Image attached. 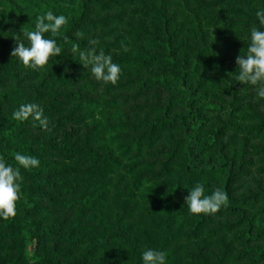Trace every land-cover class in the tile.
Here are the masks:
<instances>
[{
    "label": "rangeland",
    "instance_id": "rangeland-1",
    "mask_svg": "<svg viewBox=\"0 0 264 264\" xmlns=\"http://www.w3.org/2000/svg\"><path fill=\"white\" fill-rule=\"evenodd\" d=\"M147 7L154 9L153 12L146 13ZM157 8L168 18V27L164 18L155 16ZM256 8L254 0H128L110 8L93 2L89 4L90 12L71 32L74 39L65 40L64 44L57 42L62 54L50 58L46 70H34L35 73L30 74L24 67L20 69L19 76L24 77L22 85L39 83L43 74L49 84L42 88L38 98L33 91L24 89L19 97L23 103L15 99L10 107L28 103L44 105L54 97L56 109L46 117L49 121L60 117L62 123L48 131L32 128L25 136L45 144L60 145L64 140L80 147L79 151L54 147L48 149L44 157L56 168L62 163L74 168L67 176L62 174L55 178H61L64 183L52 187L57 205H48L50 217L63 232H68L77 220L72 237L81 235L82 238L60 243L66 260L89 248L94 258L113 253L114 257L107 264H143L142 253L154 249L167 254L166 264H264V258H254L255 251L243 256L240 253L254 244L264 247V233L248 241L240 235L248 230V221L252 224V234L262 227L264 197L242 206L239 212L222 211L217 216L210 215L199 229H195L194 220L198 215L191 214L187 203L184 204L189 192H174L173 185L177 182L181 186L220 187L225 182L227 170L189 173L181 170L178 166L185 159L184 151L179 149L181 146L172 157L164 154L177 146L176 140L182 141L177 125L152 131L147 126L131 129L122 126L141 119L151 121L163 117L162 107L169 100L170 116L184 114L177 82L155 84L147 79L153 71L120 62L129 55L143 56L144 51L168 53L166 46L151 41L157 36L169 35L170 52L178 59L188 58L187 67L198 55L202 61L197 66L198 72L186 78L189 84L201 86L199 91L205 88L208 91L206 99L194 103L206 116V122L191 132H196L194 138L198 140L194 151L209 163H217L222 152L226 154L233 166L229 188L235 197L264 189V99L257 96L256 86L243 85L235 78L239 71L236 58L240 53H247L251 29L264 31L260 22L248 19ZM222 27L228 28L221 31ZM77 32L83 36L77 37ZM17 39L26 47L30 46L26 37ZM90 40L99 43L89 45ZM74 43L79 44L81 50L95 47L97 52L103 50L110 55L113 63L121 68L118 83L97 81L90 68L80 64L78 53L75 57L71 54ZM204 45L213 46L199 53ZM156 67L157 73H181L173 66L158 64ZM219 72L232 81L236 91L232 100L237 109L236 118L230 121L241 128H224L218 134L219 142L211 145L208 135L230 117L227 108L214 111L206 109L205 105L222 100L228 102L231 91L227 83L210 88L202 77L216 76ZM254 111L262 117L248 114L243 118L245 112ZM85 147L94 155H89ZM134 178L139 179L137 185ZM87 195L94 198L91 199L92 207L81 202L69 207L61 203ZM228 222H233L230 229L214 232Z\"/></svg>",
    "mask_w": 264,
    "mask_h": 264
},
{
    "label": "trees",
    "instance_id": "trees-1",
    "mask_svg": "<svg viewBox=\"0 0 264 264\" xmlns=\"http://www.w3.org/2000/svg\"><path fill=\"white\" fill-rule=\"evenodd\" d=\"M128 0H0V157L4 158L6 165H11L13 168H19L21 173V185L20 199L16 204L17 214L15 217H11L8 220H4L0 217V264H107L109 259L114 257L113 253L105 254L103 257L94 258L89 252V248L86 251L79 253L74 256L71 260H66L64 252L62 251V245L60 243H71L82 238L81 235L72 237L74 229L77 226V220L70 227L68 232L57 226L52 217H50V210L48 205L54 203L57 205V199L54 196L53 188L56 184L64 183L60 180H55L57 177H61L62 174L67 176L70 171H74L71 164L64 166L62 163L60 167L56 168L55 165L49 164V160L44 158L48 153V149L59 147L64 151H79L80 147H77L71 142H65L64 140L60 145L58 144H45V142L39 141V139H33L26 137V132L30 129L41 128L38 123L29 119L25 122L16 121L13 118V112L18 110L20 106L10 107V103L14 102L15 99L23 103L20 100V96L23 94L24 89L33 91L37 96L41 94L43 87L48 86L49 82L46 80L45 74L41 77V80L37 84L22 85L24 81L23 76H19L20 69L23 66L22 62L18 57H12L11 52L17 44L16 39L21 36L25 37L24 31H34L37 17L51 11L54 15H64L68 18V23L62 27L61 35L53 37L51 33H46V39H55L56 42L64 44L67 40L71 42L74 38L71 36V32L77 27L79 21L90 12L89 4L97 3L106 8H110L112 5L122 4ZM253 0H246V2ZM258 5V8L254 9L252 16L249 14V21L260 22L256 16L257 11L264 10V0H254ZM146 13L150 14L154 9L145 8ZM155 16H159L165 19V25L168 18H165V14L160 8L155 10ZM262 26V25H261ZM17 28V29H15ZM228 27H222L221 31H226ZM148 33V32H146ZM67 38V39H65ZM18 40V39H17ZM153 44H161L166 46L168 53L166 54H151L147 51L143 52V56L137 54L129 55L120 59L123 64L127 66H142L147 68L149 71H153L148 80L155 84H168L170 82H177V94L180 95V103L184 114L170 116L169 106L171 105L170 100L162 107L164 116L159 119H147L137 120L133 123H124L122 126L128 128H137L141 126H147L149 131L155 130V128L170 127L177 125L181 129L182 141H177L175 146L170 152H164L167 157L175 155L176 151L182 148L184 151V162L178 167L186 171L187 173L197 171H213L218 168H225L227 175L225 182L220 187H209L204 186L205 195H211L215 189H221L228 195L227 207H222L221 210L213 216H217L222 211L239 212L241 207L248 203H254L260 197H264V189L259 188L255 191L248 192L246 195L235 197L232 195L229 188V183L234 175L233 166L230 163V159L222 152V158L217 163H209L206 160L199 158V152L194 151L198 140L195 139L196 132L205 122L206 116L194 106V103L207 98V89L199 91V85L193 86L186 81L188 74H196L198 72V65L202 63L197 56L196 60L190 67H187L189 59H178L173 53H171L172 47H170V37L166 35L165 38L157 36L151 41ZM213 46V45H209ZM209 46H203L205 51ZM158 64H162L168 67H177L181 70L180 74L170 71L168 73L160 72L157 73L155 67ZM25 68V67H24ZM157 68V67H156ZM28 73H35L33 69H26ZM202 81L209 84L211 87H220L223 83H227L228 88L231 91V99L227 101L208 102L205 105L206 109L209 110H222L223 108L228 109V118L226 121H222L221 124L214 128L213 132L208 136L211 138L210 144L215 145L219 142L218 134L222 132L224 128L234 127V129L241 128L230 120L236 118V111L232 105V100L235 99V89L232 85V81L224 75L222 72L216 74V76H205L203 75ZM54 97L40 105L44 109L45 116L51 115V112L56 108L53 107ZM250 115L251 117L262 116L259 112L254 111L253 113L245 112V116ZM64 121V120H63ZM57 123L62 124L60 117L49 121V128H54ZM35 124V126H34ZM251 127V126H250ZM82 148V147H81ZM89 155L93 156V152L85 147L84 148ZM19 153L22 155L36 157L39 161V167H33L30 169L24 168L18 164L15 160V154ZM54 164V163H53ZM131 170V169H129ZM59 179V178H58ZM138 178H134L135 185H137ZM195 185L185 184L181 186L179 183L173 185L174 192L176 190L188 191ZM78 200L67 203L62 201L64 206L69 207L75 202H81L83 204L93 206L91 196L79 197ZM92 199V200H91ZM186 204V203H184ZM184 204L181 207H184ZM161 207H163L161 205ZM159 207V208H161ZM165 210V209H164ZM210 215L200 214L198 218L194 220L195 229H199L200 225L208 220ZM238 222V221H236ZM233 222H228L219 226L214 232L219 229H230ZM235 223V222H234ZM248 230L240 233L241 236H245V241L248 239L257 238L260 234L264 233V220H261L262 227L252 234V224L250 221ZM166 225V222H165ZM159 249L161 246H158ZM248 251H255V259L264 258V247L259 244H254L243 249L241 255H246ZM140 264V263H139Z\"/></svg>",
    "mask_w": 264,
    "mask_h": 264
},
{
    "label": "clouds",
    "instance_id": "clouds-1",
    "mask_svg": "<svg viewBox=\"0 0 264 264\" xmlns=\"http://www.w3.org/2000/svg\"><path fill=\"white\" fill-rule=\"evenodd\" d=\"M256 16L260 24L264 26V10L257 11ZM67 23V17L56 16L51 11L38 16L34 31H24V27L22 29L30 46L26 47L23 41L16 39L17 44L11 52V56L18 57L26 69L46 70L50 58L61 55L62 49L57 45L55 39H46L45 34L51 33L53 37H58L61 35L62 27ZM76 36L82 37L83 34L77 32ZM98 43V40L89 41V45ZM70 52L73 57L78 53L80 64L86 69L90 68L97 81L112 85L118 83L121 68L118 64L113 63L112 57L106 55L103 50L97 52L95 47L81 50L80 45L74 43ZM236 63L239 69L235 77L236 80L243 85L256 86L257 96L264 99V31L255 27L251 29L247 53L245 55L240 53L236 58ZM12 115L16 121L25 122L31 119L38 123L43 130H49V120L44 114V109L38 104H22ZM15 160L20 166L27 169L39 167L40 164L36 157L19 153L15 154ZM21 179L19 168L6 165L4 158L0 157V217L4 220L15 217L17 214L16 204L20 199L21 185L19 181ZM185 203L193 215H215L222 207H227L228 195L219 188L215 189L211 195H205L204 186L196 184L191 188ZM166 256L167 254L163 251L147 249L142 253L143 264H166Z\"/></svg>",
    "mask_w": 264,
    "mask_h": 264
}]
</instances>
